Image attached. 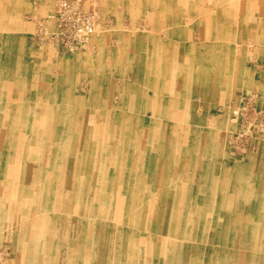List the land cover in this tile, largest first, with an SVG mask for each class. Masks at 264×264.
Wrapping results in <instances>:
<instances>
[{
	"label": "rangeland",
	"instance_id": "rangeland-1",
	"mask_svg": "<svg viewBox=\"0 0 264 264\" xmlns=\"http://www.w3.org/2000/svg\"><path fill=\"white\" fill-rule=\"evenodd\" d=\"M56 1L0 0V264H263L264 0Z\"/></svg>",
	"mask_w": 264,
	"mask_h": 264
},
{
	"label": "bare ground",
	"instance_id": "bare-ground-1",
	"mask_svg": "<svg viewBox=\"0 0 264 264\" xmlns=\"http://www.w3.org/2000/svg\"><path fill=\"white\" fill-rule=\"evenodd\" d=\"M82 1V0H81ZM200 1V0H199ZM66 2V0H57L55 3L56 4H54L56 7H54V10H53V12L51 13V15H50V17H51V21H52V25L50 26V28L51 29H55V30H58V33L56 34V37L58 36V35H60V36H62L63 37V35L64 36H69L70 38H73V39H78V40H81V41H78V43L76 42V44H79V43H85L86 45H87V43H89V41L91 40V38L92 37H94L95 35H96V32H97V29H98V27H99V21H98V15H97V11H96V9H94V7L93 6H91V4L93 3H91L90 4V6H88L87 5V2L86 3H80V1L79 0H70V3H67V5H66V7L63 5L64 3ZM91 2V1H90ZM101 2V1H100ZM105 2V1H104ZM185 3V2H184ZM217 3V2H216ZM219 3V2H218ZM223 3V2H222ZM189 4V3H188ZM229 4V3H228ZM231 4V3H230ZM85 5H86V7H85ZM216 5V4H215ZM63 6L65 7V8H63ZM88 6V7H87ZM124 8V7H123ZM47 9V8H46ZM84 10L85 12H87V13H82V12H78V11H80V10ZM184 9V8H183ZM186 9V8H185ZM117 10V9H116ZM121 10V9H120ZM186 11V10H185ZM213 10H211V12H212ZM159 12V11H158ZM210 12V13H211ZM251 13H252V11H250ZM79 13V14H78ZM115 13V12H114ZM160 14V13H159ZM201 14V13H200ZM200 14H199V18H200ZM219 14V13H218ZM154 15V14H153ZM185 15H187V14H185ZM103 16V15H102ZM155 16V15H154ZM237 17V16H236ZM102 18V17H101ZM133 18V17H132ZM186 18V17H185ZM256 18V17H255ZM152 19V18H151ZM215 19V18H214ZM194 20V19H193ZM59 22L57 25H56V22ZM152 20H150V22H151ZM204 21V20H203ZM107 22H108V20H107ZM157 22H158V20H157ZM191 22V21H190ZM109 23V22H108ZM122 23V22H121ZM120 23V24H121ZM186 23V22H185ZM200 23V22H199ZM212 23V22H211ZM210 23V24H211ZM110 24V23H109ZM143 24V23H142ZM256 24V23H255ZM54 25V26H53ZM133 25V24H132ZM159 25V24H158ZM118 26V25H117ZM120 26V25H119ZM166 26V25H165ZM160 27V26H159ZM158 27V28H159ZM215 27V26H214ZM156 28V27H155ZM154 29V28H153ZM212 29V28H211ZM103 31V30H102ZM168 31V30H167ZM121 32V31H120ZM120 32H119V34H120ZM249 32V31H248ZM102 33V32H101ZM157 33V32H156ZM169 33V32H168ZM188 33V32H187ZM192 33V32H191ZM100 34V33H99ZM104 34V33H103ZM114 34V33H113ZM118 34V35H119ZM198 34V33H197ZM201 34V33H200ZM101 35V34H100ZM123 35V34H122ZM159 35V34H158ZM127 36H128V34H127ZM213 36V35H212ZM103 37V36H102ZM196 37V36H195ZM199 37V36H198ZM197 37V38H198ZM214 37V36H213ZM252 37V36H251ZM254 37H255V35H254ZM98 38V37H97ZM125 38V37H124ZM129 38V37H128ZM75 39V40H76ZM94 39V38H93ZM171 39V38H170ZM199 39V38H198ZM230 39V38H229ZM110 40H112V39H110ZM109 40V41H110ZM127 40V39H126ZM151 40V39H150ZM195 40H197V39H195ZM243 40V39H242ZM258 40V39H257ZM147 41V40H146ZM153 41V40H152ZM229 41V40H228ZM252 41H254V40H252ZM70 42H72V41H70ZM151 42V41H150ZM73 43V42H72ZM92 43V42H91ZM132 43V42H131ZM137 42H135V44H136ZM171 43V42H170ZM197 43V42H196ZM239 43V42H238ZM246 43V42H245ZM123 44V43H122ZM242 44V43H241ZM244 44V43H243ZM82 45V44H81ZM86 45H84V47L86 46ZM172 45V44H171ZM191 45V44H190ZM203 45H205V44H203ZM262 45V44H261ZM264 45V44H263ZM246 46V45H245ZM74 47H76V46H74V44H69V49L70 50H73L72 48H74ZM190 47V46H189ZM204 47V46H203ZM76 48H78V47H76ZM150 48V47H149ZM246 48V47H245ZM169 49V48H168ZM241 49V48H240ZM86 50V49H85ZM84 50V51H85ZM171 50V49H170ZM189 50H190V48H189ZM241 50H243V49H241ZM240 50V51H241ZM87 51V50H86ZM131 51V50H130ZM135 51V50H134ZM150 51V50H149ZM168 51V50H167ZM216 51V50H215ZM73 52V51H72ZM122 52V51H121ZM217 52V51H216ZM222 52V51H221ZM90 53H91V51H90ZM116 53H118V52H116ZM82 54V53H81ZM146 54V53H145ZM172 54V53H171ZM182 54V53H181ZM86 55V54H85ZM138 55V54H137ZM173 55V54H172ZM222 55V54H221ZM237 55V54H236ZM78 57V56H77ZM173 57V56H172ZM223 58V57H222ZM232 58V57H231ZM253 58V57H252ZM121 59V58H120ZM138 59H139V57H138ZM217 59H218V57H217ZM81 60V59H80ZM221 60V59H220ZM92 61V60H91ZM138 61V60H137ZM136 61V62H137ZM176 61V60H175ZM117 62H118V60H117ZM187 62V61H186ZM236 62V61H235ZM238 62V61H237ZM149 63H150V61H149ZM172 64H173V62H172ZM186 64V63H185ZM255 64V63H254ZM176 65V64H175ZM223 65V64H222ZM118 66V65H117ZM128 66H130V64L128 65ZM92 67V66H91ZM137 67V66H136ZM217 67V66H216ZM76 68V67H75ZM220 68V70L222 69V67H219ZM234 68V67H233ZM66 69V68H65ZM67 69H68V67H67ZM90 70H91V68H90ZM228 69H225V70H222L223 72H226ZM66 71V70H65ZM128 71H129V69H128ZM200 71V70H199ZM236 71V70H235ZM260 71V70H259ZM236 73H237V71H236ZM175 75V74H174ZM129 76V75H128ZM199 76H200V72H199ZM219 77H220V75H218ZM224 76H226V75H224ZM175 77V76H174ZM217 77V76H216ZM216 77H215V79H216ZM137 78V77H136ZM234 78V77H233ZM236 79V78H235ZM160 80H162V79H160ZM199 81V80H198ZM131 82V81H130ZM225 82V81H224ZM224 82L222 81V84L220 85L221 87L222 86H224ZM216 83V82H215ZM249 84H250V82H249ZM128 85V84H127ZM236 86H238V85H236ZM182 88H184V87H182ZM233 88V87H232ZM162 90V89H161ZM195 92H197V91H195ZM210 92V91H209ZM199 96V95H198ZM204 97V96H203ZM202 100V99H201ZM210 100V99H209ZM171 102V101H170ZM208 103V102H207ZM235 104V103H234ZM218 108V107H217ZM220 108V107H219ZM235 108V107H234ZM236 109V108H235ZM205 110V109H204ZM228 110V109H227ZM226 111V110H225ZM235 112V111H234ZM144 114V113H143ZM148 114V113H147ZM15 115V114H14ZM13 116V115H12ZM14 117H16V116H14ZM52 123V122H51ZM17 125V124H16ZM18 126V125H17ZM113 128V127H112ZM261 128V127H260ZM263 129V128H262ZM108 130V129H107ZM101 131V130H100ZM17 132V131H16ZM102 133V132H101ZM113 133V132H112ZM53 134V133H52ZM44 135V134H43ZM101 135V134H100ZM107 135V134H106ZM52 136V135H51ZM16 137V136H15ZM19 137V136H18ZM47 137V136H46ZM45 137V138H46ZM113 137V136H112ZM8 138V137H7ZM44 138V139H45ZM105 138V137H104ZM10 139V138H9ZM17 139V138H16ZM53 143V142H52ZM19 145V144H18ZM15 146V145H14ZM16 147V146H15ZM52 147V146H51ZM12 148V147H11ZM58 148V147H57ZM44 155V154H43ZM8 156V155H7ZM50 156V155H49ZM10 158V157H9ZM11 159V158H10ZM13 159H14V157H13ZM56 159V158H55ZM43 160V159H42ZM5 161H7V160H5ZM49 161V160H48ZM4 164V163H3ZM13 164V163H12ZM5 165H6V163H5ZM4 165V166H5ZM40 165V164H39ZM10 166V165H9ZM73 166V165H72ZM76 166V165H75ZM15 167V166H14ZM44 167V166H43ZM6 168V167H5ZM175 168V167H174ZM5 170H3V172H4ZM5 173V172H4ZM4 173H3V176H4ZM72 173V172H71ZM72 175V174H71ZM42 188V187H41ZM65 189V188H64ZM257 189V188H256ZM261 189V188H260ZM258 194H259V192H258ZM71 195H72V193H71ZM70 196V195H69ZM255 197V196H254ZM252 199V198H251ZM260 199V201L262 200L261 198H259ZM258 199V200H259ZM118 201V200H117ZM262 202V201H261ZM248 204V203H247ZM246 204V205H247ZM258 204V203H257ZM231 205V204H230ZM223 207V206H222ZM263 207V206H262ZM223 209V208H222ZM264 210V209H263ZM256 211V210H255ZM118 212H120V210L118 211ZM119 214V213H118ZM251 214V213H250ZM250 215H248V218H250L249 217ZM253 217V216H252ZM247 218V219H248ZM246 221V220H245ZM250 221V220H249ZM252 221V220H251ZM250 223V222H249ZM252 223V222H251ZM230 226V225H229ZM243 226V225H242ZM239 227H240V225H239ZM238 227V228H239ZM188 228V227H187ZM243 229V228H242ZM262 229V228H261ZM89 230V229H88ZM240 230V229H239ZM238 230V231H239ZM251 230V229H250ZM176 231V230H175ZM237 231V232H238ZM242 231V230H241ZM95 232H96V230H95ZM189 232V231H188ZM187 233V232H186ZM240 233V232H239ZM87 234H88V232H87ZM97 235V234H96ZM95 235V236H96ZM184 235H185V233H184ZM261 236H262V234H260ZM259 235V236H260ZM207 236V235H206ZM221 236V235H220ZM236 236V235H235ZM241 237V236H240ZM246 237V236H245ZM216 238V237H215ZM264 238V237H263ZM97 239H98V237H97ZM246 239V238H245ZM248 240V239H247ZM234 241V240H233ZM170 242V241H169ZM239 242V241H238ZM234 244V243H233ZM235 246V245H234ZM179 247V246H178ZM178 247L177 246H174V248H172V250H177L178 249ZM237 248H239L240 249V247H238L237 246ZM178 251V250H177ZM164 252V251H163ZM242 252V251H241ZM251 252V251H250ZM153 253H154V250H153ZM158 253H159V251H158ZM249 253V252H248ZM112 254V253H111ZM115 254V253H114ZM181 254H183L182 252H176V255H177V258L176 257H173V255H171L170 256V259H169V261H168V264L170 263V264H180L181 262L179 261L178 263H176V261H178L179 259V255H181ZM209 254V253H208ZM250 254V253H249ZM230 255V254H229ZM239 256V255H238ZM112 258H113V256H112ZM182 258V257H181ZM249 258H250V256H249ZM258 258V257H257ZM245 259V258H244ZM243 259V260H244ZM250 260V259H249ZM107 262V261H106ZM237 262H238V260H237ZM243 262V261H242ZM190 263V262H189ZM188 263V264H189ZM243 263H245V262H243ZM264 264V263H263Z\"/></svg>",
	"mask_w": 264,
	"mask_h": 264
}]
</instances>
